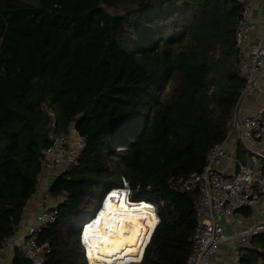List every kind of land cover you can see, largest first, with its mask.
Masks as SVG:
<instances>
[{"label":"trees","instance_id":"trees-1","mask_svg":"<svg viewBox=\"0 0 264 264\" xmlns=\"http://www.w3.org/2000/svg\"><path fill=\"white\" fill-rule=\"evenodd\" d=\"M239 0H0V248L15 235L45 169L52 131L86 140L52 182L57 222L39 235L45 264H86L83 220L128 183L159 222L140 264H184L197 193L171 181L203 169L244 86ZM264 264V233L241 264ZM12 264H30L18 253Z\"/></svg>","mask_w":264,"mask_h":264},{"label":"built area","instance_id":"built-area-1","mask_svg":"<svg viewBox=\"0 0 264 264\" xmlns=\"http://www.w3.org/2000/svg\"><path fill=\"white\" fill-rule=\"evenodd\" d=\"M251 1H245L236 24L238 67L244 86L238 95L233 116L228 122L226 138L210 149L201 171H193L171 181V188L179 194L197 193L194 204L197 225L191 239V249L184 264H211L220 245L233 237H236L239 243L233 252L235 261L238 262L243 251L251 248L252 238L264 233V223H262L247 227L235 236L224 234V224L231 216L238 211L250 209L259 198L264 197V99L253 112L244 116L240 115L244 102L256 93L263 92L264 88L260 83V80H264V12L259 19L260 34L255 40H251V34L257 28V23L250 14ZM51 118L52 131L48 135L49 145L42 150V156L46 162L45 172L56 178L71 165L77 164L87 143L77 134L73 126L67 134L56 133L55 121L53 117ZM229 139L233 143L230 151L226 149ZM239 149L246 160L237 157L236 152ZM119 191L125 194L126 200L130 203L141 202L130 199V190L125 179H122L121 188L109 190L104 197L106 199L115 192L119 194ZM64 199V196L53 199L49 191L45 192L40 211L35 216L36 222L22 225V231L17 226L14 236L18 233L21 236L14 239L13 246L21 237L18 250L30 264H45V255L49 252V246L46 242L40 243L38 238L44 229L57 222V201ZM147 203L157 215V207L151 202ZM158 222L157 215L156 225ZM85 224L86 222L81 228ZM9 239L2 243L0 253L5 252L11 245ZM79 240L86 264H89L82 237ZM142 257L143 254L139 261L123 264H140Z\"/></svg>","mask_w":264,"mask_h":264},{"label":"bare ground","instance_id":"bare-ground-1","mask_svg":"<svg viewBox=\"0 0 264 264\" xmlns=\"http://www.w3.org/2000/svg\"><path fill=\"white\" fill-rule=\"evenodd\" d=\"M101 204L80 231L89 264L139 261L157 222L154 209L145 201L130 203L120 191Z\"/></svg>","mask_w":264,"mask_h":264},{"label":"crops","instance_id":"crops-1","mask_svg":"<svg viewBox=\"0 0 264 264\" xmlns=\"http://www.w3.org/2000/svg\"><path fill=\"white\" fill-rule=\"evenodd\" d=\"M246 1V0H244ZM264 12V0H252L250 4V14L252 19L257 23V28L251 34V40H255L257 36L260 34L261 24H260V16ZM262 87H264V80H260ZM264 99V88L263 92L256 93L253 97L247 99L242 105V110L240 112L241 116L249 114L255 110V108L260 104ZM248 109V111H247ZM233 143L232 140L229 139L226 143V149L232 150ZM236 155L241 160H246L243 152L239 149L236 152ZM42 173V176L38 183L37 192L33 195L31 200L29 201L27 207L25 208L22 219L19 225V229L22 225L26 223H35V216L40 211V205L42 202V197L45 192H48L52 182L55 177L52 174H48L45 172ZM55 202V200H53ZM89 221V220H88ZM264 223V197L259 198L248 210L238 211L233 216H231L228 221L224 224V234L228 236H235L244 230L247 227L260 225ZM18 236H21L19 233L11 237L10 243L11 245L5 252L0 253V264H12L15 256L20 253L18 250V244L21 242L22 238H18V242L15 246H13L14 239ZM239 245L236 237H233L226 242L222 243L215 254V256L211 260V264H241L240 260L237 262L233 256L234 249ZM246 254V251H243L242 256ZM257 264H260V260H258Z\"/></svg>","mask_w":264,"mask_h":264},{"label":"rangeland","instance_id":"rangeland-1","mask_svg":"<svg viewBox=\"0 0 264 264\" xmlns=\"http://www.w3.org/2000/svg\"><path fill=\"white\" fill-rule=\"evenodd\" d=\"M239 1H244V0H239ZM101 209V208H100ZM100 209H99V211H100ZM94 212L91 214V215H89L88 217H86L84 220H83V222H87L89 219H91L93 216H94ZM81 228V224L78 226V230Z\"/></svg>","mask_w":264,"mask_h":264},{"label":"clouds","instance_id":"clouds-1","mask_svg":"<svg viewBox=\"0 0 264 264\" xmlns=\"http://www.w3.org/2000/svg\"><path fill=\"white\" fill-rule=\"evenodd\" d=\"M106 200V199H105ZM100 207H102V204H101V206ZM98 211V210H97ZM80 237H81V235H80Z\"/></svg>","mask_w":264,"mask_h":264}]
</instances>
